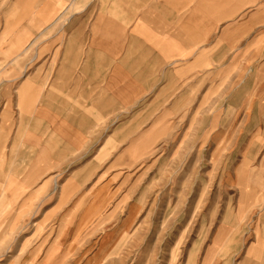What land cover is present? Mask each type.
<instances>
[{"label": "crops", "instance_id": "1", "mask_svg": "<svg viewBox=\"0 0 264 264\" xmlns=\"http://www.w3.org/2000/svg\"><path fill=\"white\" fill-rule=\"evenodd\" d=\"M228 122L249 236L226 264H264V0H0V232H84L149 160L197 133L211 151Z\"/></svg>", "mask_w": 264, "mask_h": 264}, {"label": "rangeland", "instance_id": "2", "mask_svg": "<svg viewBox=\"0 0 264 264\" xmlns=\"http://www.w3.org/2000/svg\"><path fill=\"white\" fill-rule=\"evenodd\" d=\"M234 127L228 122L221 141L211 137V151L201 149L207 139L197 133L196 151L190 143L159 154L156 167L149 160L147 183L130 186L125 200L101 201L100 216L81 218L84 232L43 234L34 222L18 240L0 232V264H207L211 245L215 262L241 257L249 232L236 241L241 222L229 179L237 161ZM263 213V207L249 213L255 230L264 225Z\"/></svg>", "mask_w": 264, "mask_h": 264}]
</instances>
